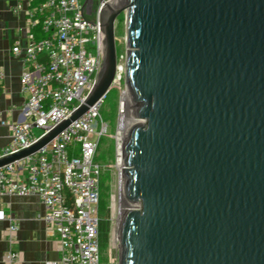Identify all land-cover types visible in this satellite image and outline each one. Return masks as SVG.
Here are the masks:
<instances>
[{
	"label": "water",
	"instance_id": "1",
	"mask_svg": "<svg viewBox=\"0 0 264 264\" xmlns=\"http://www.w3.org/2000/svg\"><path fill=\"white\" fill-rule=\"evenodd\" d=\"M91 12V0L86 1ZM126 16L118 264H264V0H109L95 83L37 152L102 99Z\"/></svg>",
	"mask_w": 264,
	"mask_h": 264
},
{
	"label": "built area",
	"instance_id": "2",
	"mask_svg": "<svg viewBox=\"0 0 264 264\" xmlns=\"http://www.w3.org/2000/svg\"><path fill=\"white\" fill-rule=\"evenodd\" d=\"M12 1V12L24 13L27 21L24 42L16 40L11 48L23 65L19 83L25 101L15 120H7L0 108V126L10 137L0 157L32 145L69 117L91 91L104 56L100 13L109 0H91L90 13L87 0ZM121 58L113 87L121 73L125 76ZM5 76L0 66V83ZM104 97L37 152L0 167L1 197L36 195L46 208L40 219L46 232L56 235L59 255L47 264H100L101 166L94 156L108 128L99 113ZM2 263L21 264L19 252L7 250Z\"/></svg>",
	"mask_w": 264,
	"mask_h": 264
},
{
	"label": "crops",
	"instance_id": "3",
	"mask_svg": "<svg viewBox=\"0 0 264 264\" xmlns=\"http://www.w3.org/2000/svg\"><path fill=\"white\" fill-rule=\"evenodd\" d=\"M12 6V0H0V66L6 73L0 83V108L7 120L20 117L25 101L19 83L23 65L11 48L16 40L24 42L27 21L24 13H13ZM9 138V130L0 126V149ZM0 211V264L9 249L19 252L21 264H47L58 259L56 235L48 234L40 219L46 208L39 197L0 196ZM12 225L14 231L9 230Z\"/></svg>",
	"mask_w": 264,
	"mask_h": 264
},
{
	"label": "rangeland",
	"instance_id": "4",
	"mask_svg": "<svg viewBox=\"0 0 264 264\" xmlns=\"http://www.w3.org/2000/svg\"><path fill=\"white\" fill-rule=\"evenodd\" d=\"M126 16L121 14L115 23V39L117 48V59L121 58V63L124 65L126 57ZM124 58V59H123ZM124 91V74L121 73L120 83L114 87L111 86L105 95L101 104L99 113L102 119L108 124L106 135L101 136L94 162L101 166L99 176V194L100 198L104 197L108 204L109 216V239L106 244L100 243L99 257L100 264H118V228L125 202L120 201V170L117 166L118 158L120 157V147L118 143V133L120 130L121 120L125 115L131 116L129 113V103L127 97L123 95ZM34 133L38 135L40 130L34 128ZM123 145V144H122ZM119 147V148H118ZM79 147L75 152L78 155ZM125 209V208H124ZM106 211L99 208L100 219L105 217Z\"/></svg>",
	"mask_w": 264,
	"mask_h": 264
},
{
	"label": "trees",
	"instance_id": "5",
	"mask_svg": "<svg viewBox=\"0 0 264 264\" xmlns=\"http://www.w3.org/2000/svg\"><path fill=\"white\" fill-rule=\"evenodd\" d=\"M44 34H39V38H42ZM101 205V210L106 211L105 217L101 218L100 224H99V238L100 243L106 244L109 239V216L110 211L107 202L105 201V198L102 197L99 200V208Z\"/></svg>",
	"mask_w": 264,
	"mask_h": 264
},
{
	"label": "bare ground",
	"instance_id": "6",
	"mask_svg": "<svg viewBox=\"0 0 264 264\" xmlns=\"http://www.w3.org/2000/svg\"><path fill=\"white\" fill-rule=\"evenodd\" d=\"M123 95L125 97H127V101L129 103V98H128L127 94L125 92H123ZM136 121H137V119H135V118H133L132 116H129V115H128V117H127V115H125L123 117V119L121 120L120 130H119V133H118V143H119V147H120V155H121V150H122V146H123L122 144L124 142L126 131L130 127V125H132ZM118 168L119 169L122 168V164H121V159L120 158H119V162H118ZM124 206H125L124 207L125 209L123 208V211L125 212V210L127 209L128 205L124 204Z\"/></svg>",
	"mask_w": 264,
	"mask_h": 264
}]
</instances>
